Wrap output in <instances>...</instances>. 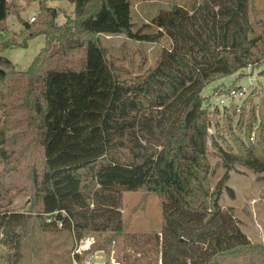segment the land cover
<instances>
[{
  "label": "trees",
  "instance_id": "1",
  "mask_svg": "<svg viewBox=\"0 0 264 264\" xmlns=\"http://www.w3.org/2000/svg\"><path fill=\"white\" fill-rule=\"evenodd\" d=\"M68 1L75 18L59 26L57 10L39 1L40 20L24 27L20 46L39 36L45 46L27 70L0 48V166L8 187L0 191L26 174L20 187L39 205L41 230L68 231L79 244L93 238L74 253L76 264H93L95 251L113 252L120 264H264V244L221 204L224 192L235 196L228 180L237 166L264 172V114L256 141L229 152L209 135L202 96L214 80L264 60L257 0H159L166 7L139 28L132 6L142 0ZM8 15V0H0V25ZM103 35L170 44L127 81ZM219 167L225 172L211 191ZM142 191L159 197L158 230H131L123 211L126 193ZM32 219L0 211L5 264H22Z\"/></svg>",
  "mask_w": 264,
  "mask_h": 264
},
{
  "label": "rangeland",
  "instance_id": "2",
  "mask_svg": "<svg viewBox=\"0 0 264 264\" xmlns=\"http://www.w3.org/2000/svg\"><path fill=\"white\" fill-rule=\"evenodd\" d=\"M40 0H8L9 15L0 25V48L7 45L1 54L10 59L21 70H27L36 55L45 46L42 36L27 40V45L21 47L24 40V26L19 18L29 23L32 16L39 17ZM47 6L54 7L58 12L56 25H62L75 18L74 5L68 0H42ZM166 3L159 0H142L134 2L132 17L137 28L151 22ZM255 17L264 20V0H257ZM144 30H149L145 28ZM257 31H261L257 28ZM103 47L113 60L114 66L123 80H132L142 75L157 59L161 47L169 46L167 39L160 43L135 41L124 35L101 36ZM146 66L144 67V64ZM144 67V68H143ZM143 68V69H142ZM203 106L211 118L208 132L220 145L229 152L243 151L250 143L256 141L264 114V60L256 65L243 69L233 75L221 77L208 84L202 93ZM210 163L214 167L217 150L210 144ZM224 168L219 167L210 176V190L224 174ZM26 174H20L8 179L13 182L8 190L0 191V211H14L32 216V224L24 243L22 264H76L74 253L80 244L68 231H43L36 217L39 205L30 192L20 186L24 184ZM5 182L0 166V188ZM228 186L234 190V198L224 192L221 204L225 208L232 207L236 218L241 223L243 232L253 243L264 244V172L254 173L248 168L237 166L230 172ZM123 211L131 215V230H158L162 225L161 205L159 197L153 193H126ZM61 227V225H60ZM27 234V233H26ZM0 247V264H5ZM107 255L96 252L93 263L105 264ZM109 264L117 262L114 253L109 255ZM118 263V262H117Z\"/></svg>",
  "mask_w": 264,
  "mask_h": 264
},
{
  "label": "built area",
  "instance_id": "3",
  "mask_svg": "<svg viewBox=\"0 0 264 264\" xmlns=\"http://www.w3.org/2000/svg\"><path fill=\"white\" fill-rule=\"evenodd\" d=\"M35 18L36 16H32L30 19H29V23H32L35 21ZM94 242V239L93 238H89L87 239L86 241L82 242V244H80L76 250V252L78 253H81L83 250H87L90 248V245ZM89 264V263H88ZM94 264V263H93ZM96 264V263H95ZM113 264H120V263H117V262H113Z\"/></svg>",
  "mask_w": 264,
  "mask_h": 264
},
{
  "label": "water",
  "instance_id": "4",
  "mask_svg": "<svg viewBox=\"0 0 264 264\" xmlns=\"http://www.w3.org/2000/svg\"><path fill=\"white\" fill-rule=\"evenodd\" d=\"M19 18V22L25 27V28H28L29 27V23L28 22H25L23 19H21L20 17Z\"/></svg>",
  "mask_w": 264,
  "mask_h": 264
}]
</instances>
